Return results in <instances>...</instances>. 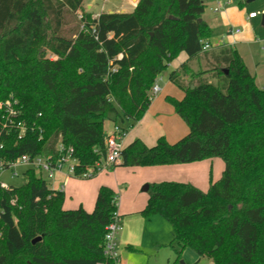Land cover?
<instances>
[{"label":"trees","instance_id":"16d2710c","mask_svg":"<svg viewBox=\"0 0 264 264\" xmlns=\"http://www.w3.org/2000/svg\"><path fill=\"white\" fill-rule=\"evenodd\" d=\"M83 3L0 0V154L55 153L61 138L74 146L82 172L106 155L105 122L125 134L146 113L158 76L185 51L188 60L169 73L184 95L167 100L189 132L174 143L161 136L153 146L135 139L123 148L120 165L221 158L222 175L214 179L211 172L207 189L175 180L150 184L141 213L170 222L177 259L191 248L193 264L203 257L212 264H264V88L256 75L230 44L203 50L212 35L203 0H139L132 12L98 17L84 11L70 36L67 17ZM211 51L217 84L203 81L207 71L194 72L188 62ZM9 98L27 126L22 138L3 126ZM128 120L127 128L119 123ZM25 176L22 185L0 187V264H113L104 238L116 191L103 184L92 210L67 208L65 192L35 169Z\"/></svg>","mask_w":264,"mask_h":264},{"label":"crops","instance_id":"0c3cea01","mask_svg":"<svg viewBox=\"0 0 264 264\" xmlns=\"http://www.w3.org/2000/svg\"><path fill=\"white\" fill-rule=\"evenodd\" d=\"M203 1L206 5L208 0ZM227 1L230 0H214L213 2H216V4L217 2H222L224 4L222 12L228 16V6L230 3L226 4ZM135 7L136 3L133 2V0H124V3L118 7V9H106L102 6L101 9L95 11L91 3L86 5L87 11H90L94 17H98L102 12H132ZM257 17L249 18L248 16L246 20L248 23H252V21ZM203 19L208 23L211 31L216 25H219L217 17L213 18V20L211 19V21L206 19L203 14ZM230 20V18H227L226 20L222 19L224 25L228 22L230 23ZM228 28L232 27L229 25ZM236 30H232L231 33H219L216 37H212L211 35L209 41L214 46V51L219 50V46L224 44L234 46L243 57L249 70L255 74L257 78V71H252L250 65H254L257 69L259 63L254 61L252 56L249 54V51L245 48V45L252 40L250 39V36L237 38V35H240L241 30L239 33L236 32ZM206 55V53H202L199 57L189 60L190 69L193 70L191 66L195 61L203 64L204 69L202 71L208 70V66L211 62H213L212 67L216 66L217 63L215 60L211 58V60L208 61ZM188 58V54L185 51H182L176 59L168 64L167 70L168 68H171V70L179 68L183 62L188 60ZM169 73L167 80H163L162 77L158 78V84L162 88L163 92L161 94H157V97H153L144 116L139 121L134 123V125H132L124 134V147L135 139H141L148 146H153L161 136H164L169 142L174 143L189 132L188 125L176 112L174 106L167 100V96L182 98L184 95L182 89L178 92L176 90L174 91L173 85L175 84L170 80ZM209 73L210 72H206L204 76L208 77ZM160 76H162V73ZM186 79H189V77L186 76ZM162 80L163 86L160 84V81ZM257 83H259L258 79ZM217 159L218 158H213L186 164L133 167V169L123 168L120 164H118L113 170L108 171V173L114 174V176L118 178L117 183L107 179H100L97 182L85 183L83 180H79L77 178H68L62 173H58V175L65 176L67 178L65 186L68 185L67 188L69 190L70 197L69 204H67V201L65 202V206L67 208H76L82 204L87 210H92L98 190L103 184L111 186L116 191L119 196L118 210L122 217V225L118 234L116 247L117 257L120 264H165L164 262L169 264V258L167 261H165V259L159 261L157 257L160 255L162 248L171 243L173 238V229L170 232L169 226L166 222L168 220L161 214L156 213L150 217H145L141 213L149 195L144 197L141 196L139 187L144 183H148L150 185L162 180H175L191 182L202 189H207L210 182V174L211 172L213 173L214 166L217 165L218 167L219 165H223ZM142 191H144L143 188ZM145 257H147V261L144 260ZM152 258H155L156 260L154 262H150ZM208 264H212V262L210 261Z\"/></svg>","mask_w":264,"mask_h":264},{"label":"rangeland","instance_id":"374dc122","mask_svg":"<svg viewBox=\"0 0 264 264\" xmlns=\"http://www.w3.org/2000/svg\"><path fill=\"white\" fill-rule=\"evenodd\" d=\"M214 0H208L206 7H205V12L204 16L208 20H213V18H218L217 21H219V25H216L215 28L211 31L212 32V37H216L219 33L228 32L231 33L232 30L240 29L241 33L240 35H237V38H243L245 36H250V39L252 40L249 42L247 45H245V48L249 51V54L252 56L254 61L258 62V67L257 69L254 67V65H250V68L252 71H257V79H258V85L264 88V48H262V45L264 43V24H263V15H264V0H230V5L228 6L229 9V15L225 14L222 12H214L213 7L216 6V2H213ZM88 3H91L94 7V10L97 11L101 9L102 6H104L106 9H118L123 3L124 0H85L83 9L78 11L75 15H68L67 17V24H66V31L68 35L73 36L75 33L73 31V28H75L76 23L78 19L80 18V15L83 14L84 11H87L86 5ZM250 11H255L258 14V17L252 21V23H248L246 18L249 15ZM227 18H230V23L228 22L227 24H223L222 19L226 20ZM211 20V21H212ZM215 23V22H214ZM229 25L232 28H228ZM229 29V30H228ZM258 39V40H257ZM261 42V43H260ZM44 52L46 55L50 56L51 58H55V55L52 54V52L49 49H44ZM210 55V56H208ZM208 58V61L211 60V58L214 60V55L212 54V51L209 52V54L206 55ZM212 65L213 62L208 66L209 69L206 70L209 73L208 77H205L204 74H202V80L206 82H211L214 84H217V79L215 78V73L212 71ZM192 71L194 72H200L204 69L203 64L199 63L198 61L193 62L192 64ZM171 70V68L164 72H162V76H158V78L162 77L163 80L168 79V73ZM157 78V79H158ZM159 80V79H158ZM163 80L160 81L161 86H163ZM189 79H186V82ZM197 81V80H196ZM261 84V85H260ZM174 91L176 90L177 92L180 90V88L177 85H173ZM163 90L159 93L161 94ZM152 93V90H151ZM158 96V95H157ZM154 96V97H157ZM119 123L127 128L131 123V121H125ZM114 128V122L107 120L104 124V129L106 132L111 133ZM186 134V133H185ZM183 134V135H185ZM220 163H222V166H214L213 168V173L212 176L214 179H218L223 172L224 169V163L221 158H218ZM123 168H128V169H133V167H128V166H122ZM220 168V169H219ZM219 169V171H218ZM39 175L40 172H37ZM43 177L46 178L47 182L50 183V185L54 188H60L61 184H66L67 178L65 176H59L58 174H55L54 177H49L46 175V173H42ZM68 178H74V177H68ZM79 180H83L85 183H91V182H97L100 179H107L110 181H113L114 183H117L118 178L114 176V174L108 173V172H103L99 173L93 177L90 178H77ZM26 181V176L21 171L20 175L13 176L12 171L9 169H2L0 167V183H5V184H10V185H22ZM148 183H144L139 187V192L141 196H147L149 195V190L147 191H142V188ZM127 185V184H126ZM68 186V185H67ZM65 186V194H66V201L69 204L70 202V197H69V190ZM128 186V185H127ZM170 232L172 231V226L169 221H166ZM160 260L167 261V259H170L169 264H193L194 261L197 258V254L195 251L191 248H186L182 252V255L180 259H177V252L175 249L169 244L165 245L162 250L160 251V255L157 257ZM147 261V257L145 259ZM156 259L152 258L150 262H154ZM211 260L207 257H203L200 264H208ZM167 264V262H164Z\"/></svg>","mask_w":264,"mask_h":264},{"label":"built area","instance_id":"2783aa9c","mask_svg":"<svg viewBox=\"0 0 264 264\" xmlns=\"http://www.w3.org/2000/svg\"><path fill=\"white\" fill-rule=\"evenodd\" d=\"M227 1L226 4H229ZM224 7L222 2H217L214 7V12H220ZM82 14L80 15V17ZM249 18L257 17L256 12H250ZM236 32H240L237 29ZM214 46L210 41H203V50H211ZM264 48V43L262 45ZM162 90L158 84V79L153 85L152 96H156ZM5 107V122L4 129H18L19 138H22L23 134L27 130L26 123L24 121L18 120V116L21 112L17 108V100L14 98H9L4 103ZM123 129L119 124H114V128L111 133H107L105 139L106 144V155L94 165L88 166L82 172H78V166L80 161L75 155V148L72 145L65 144L60 138L56 143V152L48 154H30L24 153L15 158L8 159L0 154V167L2 169H9L12 171L13 176L20 175L21 171L25 172L29 169H35L36 172H40L39 176L42 178V173H46L49 177H54L55 174L62 173L67 177L74 178H90L99 173L108 172L113 170L118 164L122 162V150L123 146ZM43 139V135L40 134L39 140ZM4 148V142L0 139V150ZM46 180V178H44ZM50 185V183H49ZM9 184L0 183V187H8ZM51 186V185H50ZM52 187V186H51ZM54 188V187H52ZM57 189V188H55ZM60 191H65V185L61 184ZM116 210L113 213L112 220L106 227V233L104 238V254L107 258L113 261V264H120L117 257V238L122 225V217L118 210L119 207V196L117 195L116 200ZM97 264H106L105 262H98Z\"/></svg>","mask_w":264,"mask_h":264},{"label":"water","instance_id":"95a60500","mask_svg":"<svg viewBox=\"0 0 264 264\" xmlns=\"http://www.w3.org/2000/svg\"><path fill=\"white\" fill-rule=\"evenodd\" d=\"M133 2H135L136 4L139 2V0H133ZM113 11H110V13H112ZM263 21H264V15H263ZM192 88L194 87V85L191 86ZM149 187L150 185L149 184H146L144 187H143V190L144 191H147L149 190Z\"/></svg>","mask_w":264,"mask_h":264}]
</instances>
